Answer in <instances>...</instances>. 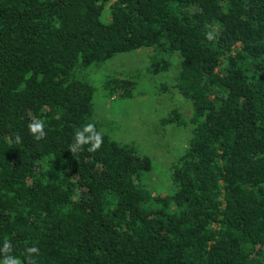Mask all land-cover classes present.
Wrapping results in <instances>:
<instances>
[{
    "label": "trees",
    "instance_id": "16d2710c",
    "mask_svg": "<svg viewBox=\"0 0 264 264\" xmlns=\"http://www.w3.org/2000/svg\"><path fill=\"white\" fill-rule=\"evenodd\" d=\"M140 47L151 49L148 72L174 70L170 86L191 105L160 119L187 131L164 193L144 182L151 159L94 120L86 69ZM135 86L104 81L122 98ZM88 124L101 148L71 153ZM7 255L264 264V0H0V264Z\"/></svg>",
    "mask_w": 264,
    "mask_h": 264
},
{
    "label": "rangeland",
    "instance_id": "374dc122",
    "mask_svg": "<svg viewBox=\"0 0 264 264\" xmlns=\"http://www.w3.org/2000/svg\"><path fill=\"white\" fill-rule=\"evenodd\" d=\"M150 54V48L140 47L118 53L86 71L95 88L94 120L112 139L131 143L138 154L151 159L144 182L152 191L164 193L170 191L169 167L185 147L187 131L171 124L161 125L160 119L173 108L189 115L191 105L170 86L174 70L157 75L148 72ZM116 75H128L136 81L130 98L110 96L105 91V79Z\"/></svg>",
    "mask_w": 264,
    "mask_h": 264
},
{
    "label": "clouds",
    "instance_id": "9594fccd",
    "mask_svg": "<svg viewBox=\"0 0 264 264\" xmlns=\"http://www.w3.org/2000/svg\"><path fill=\"white\" fill-rule=\"evenodd\" d=\"M208 39H213L212 35L208 34ZM30 133L35 137L37 141L43 139L46 136V132L44 131V124L43 121H31L28 125ZM87 134V135H86ZM16 142L19 143L21 141L20 136H16ZM103 143L102 134L95 130L94 124L86 125L83 130H77L74 134V142L69 145V150L71 153H76L79 150L83 149V145L90 144L91 147L88 151H97L101 148ZM11 250V244L9 242H5L3 251L5 253ZM29 254L31 253H38V248H29L27 249ZM3 264H21V261L13 256L7 255L4 258ZM28 264H34V261L31 260L29 257Z\"/></svg>",
    "mask_w": 264,
    "mask_h": 264
}]
</instances>
